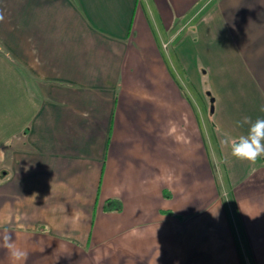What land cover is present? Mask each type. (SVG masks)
<instances>
[{
  "label": "crops",
  "instance_id": "obj_1",
  "mask_svg": "<svg viewBox=\"0 0 264 264\" xmlns=\"http://www.w3.org/2000/svg\"><path fill=\"white\" fill-rule=\"evenodd\" d=\"M0 52L25 264H264V157L220 144L264 118V0H0Z\"/></svg>",
  "mask_w": 264,
  "mask_h": 264
},
{
  "label": "clouds",
  "instance_id": "obj_2",
  "mask_svg": "<svg viewBox=\"0 0 264 264\" xmlns=\"http://www.w3.org/2000/svg\"><path fill=\"white\" fill-rule=\"evenodd\" d=\"M264 112V107L260 109ZM248 125L246 134L233 136L229 132H222L221 147L228 149L230 156L251 164L264 157V118L252 120L244 116L238 126ZM227 162V161H225ZM0 247L7 250L10 264H25L28 251L21 247L7 230L0 235Z\"/></svg>",
  "mask_w": 264,
  "mask_h": 264
},
{
  "label": "rangeland",
  "instance_id": "obj_3",
  "mask_svg": "<svg viewBox=\"0 0 264 264\" xmlns=\"http://www.w3.org/2000/svg\"><path fill=\"white\" fill-rule=\"evenodd\" d=\"M191 30V29H188ZM186 34L184 33V36ZM184 36L182 35L180 40H186L185 45L192 47L190 50H192L194 47L197 48L199 46V41L196 36H193L190 34L189 38L184 39ZM189 53V52H187ZM8 57L0 52V126L1 127H8L11 122L12 118L10 119V110H9V101H8V93H9V84H8ZM207 90V89H206ZM211 91V90H210ZM210 91H204V97H206V102L208 105V117L210 122H213V113H212V104L210 103V100L213 98H209L208 94Z\"/></svg>",
  "mask_w": 264,
  "mask_h": 264
},
{
  "label": "trees",
  "instance_id": "obj_4",
  "mask_svg": "<svg viewBox=\"0 0 264 264\" xmlns=\"http://www.w3.org/2000/svg\"><path fill=\"white\" fill-rule=\"evenodd\" d=\"M115 203V207L118 209V210H121L122 209V205H121V203L119 202V201H116L115 202V200L114 201H112V203ZM109 203H111V202H109ZM106 210H112V207H110L109 206V204H106Z\"/></svg>",
  "mask_w": 264,
  "mask_h": 264
}]
</instances>
